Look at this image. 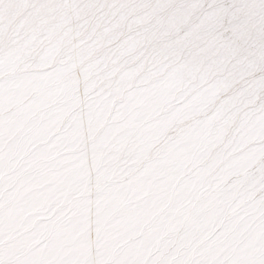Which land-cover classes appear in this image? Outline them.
Instances as JSON below:
<instances>
[{
	"label": "snow or ice",
	"instance_id": "6c2138e0",
	"mask_svg": "<svg viewBox=\"0 0 264 264\" xmlns=\"http://www.w3.org/2000/svg\"><path fill=\"white\" fill-rule=\"evenodd\" d=\"M0 264H264V0H0Z\"/></svg>",
	"mask_w": 264,
	"mask_h": 264
}]
</instances>
